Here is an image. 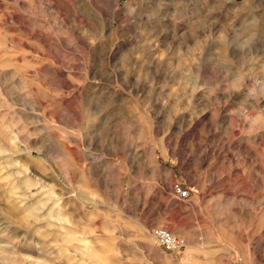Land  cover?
Returning a JSON list of instances; mask_svg holds the SVG:
<instances>
[{"label":"rangeland","instance_id":"obj_1","mask_svg":"<svg viewBox=\"0 0 264 264\" xmlns=\"http://www.w3.org/2000/svg\"><path fill=\"white\" fill-rule=\"evenodd\" d=\"M0 253L264 264V0H0Z\"/></svg>","mask_w":264,"mask_h":264},{"label":"built area","instance_id":"obj_2","mask_svg":"<svg viewBox=\"0 0 264 264\" xmlns=\"http://www.w3.org/2000/svg\"><path fill=\"white\" fill-rule=\"evenodd\" d=\"M175 192L181 197H188V190L181 185H176ZM155 241L165 250L176 252L180 251L187 245L186 239L175 233L168 227H159L153 231Z\"/></svg>","mask_w":264,"mask_h":264},{"label":"bare ground","instance_id":"obj_3","mask_svg":"<svg viewBox=\"0 0 264 264\" xmlns=\"http://www.w3.org/2000/svg\"><path fill=\"white\" fill-rule=\"evenodd\" d=\"M11 188V187H10ZM15 191V190H14ZM13 193V192H12ZM18 202V201H17ZM55 206H57V208H58V203H56L55 202ZM34 207V208H33ZM56 208V207H55ZM41 209V208H40ZM26 210H28L29 211V214H34L35 216L38 214L37 212H38V210H39V207L37 208V210H36V207L35 206H31V207H29V208H27ZM36 210V211H35ZM28 218V217H27ZM26 219V218H25ZM32 225V224H31ZM38 231V230H37ZM75 236H73L72 234H68L67 235V242H69V243H71V242H73V240H75V238H74ZM44 238V237H43ZM65 239V238H64ZM30 240V239H29ZM53 241V240H52ZM64 242V241H63ZM38 243V242H37ZM49 243V242H48ZM69 251V250H68ZM78 251H79V249H78ZM2 254L4 253V252H1ZM1 253H0V256H2L1 255ZM9 255V254H8ZM47 256V255H46ZM76 256V255H75ZM2 257H4L5 259H7V260H9L10 261V263L11 264H13V261H15L16 259L14 258V257H11V256H2ZM37 257V256H36ZM42 257V256H41ZM37 259V258H36ZM99 259V258H98ZM4 260V259H3ZM75 260V259H74ZM15 263V262H14ZM18 263V262H17ZM79 263V262H78ZM30 264H42L41 262H39L38 260H32V259H30ZM45 264V263H44Z\"/></svg>","mask_w":264,"mask_h":264}]
</instances>
